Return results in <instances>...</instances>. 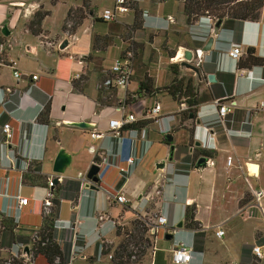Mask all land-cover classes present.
<instances>
[{
  "label": "crops",
  "instance_id": "0c3cea01",
  "mask_svg": "<svg viewBox=\"0 0 264 264\" xmlns=\"http://www.w3.org/2000/svg\"><path fill=\"white\" fill-rule=\"evenodd\" d=\"M98 1L89 0L92 12L74 33L67 34L61 30L67 11L80 6L81 0H0V44H5L4 53L0 51V100H5L0 103V218L12 219L16 225L14 233L20 235L41 226L43 215L52 207L46 212L43 205L49 188L22 180L28 168L23 169L22 162L28 166L38 163L48 180L58 178L54 184L59 199L56 219L61 227L56 228V238L69 251V264H108L107 259H94L96 247L102 241L116 244V225L124 226L141 217L153 221L160 214L166 216L167 224L157 231L150 264H173L171 252L178 243L192 247L190 264H250L253 246H259L264 253V218L245 182L248 178L253 186L264 189V69L251 66L250 73L243 72L249 68H237L238 60L230 58L227 51L232 44H240V59L248 50L264 58V4L257 21H243L232 27L221 25L207 32L203 28L207 23L205 16L190 24L186 22L183 0H131V16L123 14L111 22L99 18ZM107 2L113 4L114 0ZM40 6L50 13L41 22V33L33 35L27 24ZM134 7L141 10L143 25L130 38L144 44L141 63L150 64L148 72L155 86L169 81L168 65L177 63L180 74L191 78L197 87L199 105L192 124L191 119L180 123L178 116L167 134H161L157 124L149 120L142 133L149 143L131 167L118 155L115 139L106 133L109 120L120 119L126 113L140 118L154 104L160 105L162 113L177 109V103L162 93L141 97L134 106L122 110L121 100L126 92H136V80L131 81L126 92L116 91L115 103L98 100L94 62L109 73L125 41L113 37L120 27L127 31L124 26L132 23ZM167 17L172 21H166ZM5 27L7 34L2 33ZM94 35L108 38L104 51H93ZM71 36L77 39L73 42ZM210 36L214 38L211 49L201 52L199 48ZM64 40L67 43L60 48ZM185 51L192 52L191 61L184 60ZM169 52L174 57L169 58ZM151 53L156 57L153 63L148 62ZM13 70L20 73L18 78ZM89 70L90 77L86 76ZM75 74L80 76L76 78ZM211 74L214 81L207 78ZM33 75L37 77L33 79ZM83 76L87 80L82 89H75L74 82ZM215 100H234L236 107L224 123L212 124L210 134L205 135L204 121L213 117ZM47 101L48 123H40L38 119ZM4 123L12 130L6 144L1 131ZM74 123H85V127ZM96 131L108 135L91 138L90 133ZM166 135L172 136L170 143L163 142ZM188 141L195 146L205 142L211 147L198 149L208 154L213 165L191 166L190 147L187 152L182 149ZM171 144L175 149L169 161ZM60 149L70 161L63 172L55 173L53 165ZM103 150L113 164L92 189L84 180L85 174L95 151ZM227 158L233 159L231 166H227ZM160 163H164L162 168L157 167ZM117 192L126 197L127 203H117L109 196ZM21 198L27 199L26 204H20ZM189 205H195V220L204 232L200 251L193 249V232L183 226L185 207ZM99 216L103 219L98 220ZM219 228L224 231L221 237L215 235ZM167 232H172L173 238L166 239ZM24 264L47 263L38 256L33 263L26 259Z\"/></svg>",
  "mask_w": 264,
  "mask_h": 264
},
{
  "label": "trees",
  "instance_id": "16d2710c",
  "mask_svg": "<svg viewBox=\"0 0 264 264\" xmlns=\"http://www.w3.org/2000/svg\"><path fill=\"white\" fill-rule=\"evenodd\" d=\"M81 5L78 7H71L68 9L66 17L61 26L64 33L72 34L80 26L82 21L92 12L89 0H81ZM264 0H183V13L186 17L187 23H193L201 16H209L212 19L221 21L224 27H232L236 23L243 21H257L261 16V8L263 7ZM49 10H44L42 6L34 12L32 19L28 22L27 28L33 35L41 33V22L48 16ZM143 17L142 12L134 7L133 21L130 25L124 26L128 34L142 28ZM134 51L128 49L127 52H132L133 58L135 57L136 48H140L141 44L132 42ZM108 45V38L106 36L94 35L93 36V51H104V47ZM142 46V45H141ZM140 55V53H139ZM92 57V56H89ZM139 58L140 57L136 56ZM168 57H174L173 52L168 53ZM136 58V59H137ZM92 59V58H91ZM94 69L98 73V100L103 104H111L117 101L116 91L111 88H105L103 81L107 78L109 73H104L98 66V62H94ZM251 66H263L264 58L254 54L253 51L248 50L246 55L238 60L237 68L244 69ZM170 73L169 81L161 86L156 87L154 79L150 76L146 66H134L132 69V77L135 74L137 82V90L135 93H125L123 104L126 106H134L141 97H154L158 94L165 93L176 103L184 101L188 108L179 114V122L183 123L189 119V115L195 116L197 107L199 105V97L197 87L193 80L189 77L182 76L179 71L177 63H170L168 65ZM87 80L86 76L80 77L74 82L75 89H82V86ZM49 101L44 106V111L39 117L40 123H48ZM149 122V120H139L128 127L141 129ZM191 124L193 119L190 120ZM191 133V128H188ZM164 143H168L163 138ZM192 142L188 141L187 144H182L183 151L187 152ZM201 156L208 157L204 150L194 148L191 155L190 165L192 166L195 160ZM23 182L37 184L48 187V178L44 176L39 168L38 163H32L28 166L27 170L23 173ZM123 180L120 181L122 183ZM119 183V184H120ZM78 188L80 182L76 183ZM53 197L51 198L52 207L48 214L43 215L41 226L36 230L34 237L30 234H16L14 233L15 223L10 218H0V264H24L26 259L11 255L10 250L14 244L21 243L24 247H28L30 257L29 262L33 263L35 258L42 256L47 264H68L70 254L69 251L61 247L57 242L56 229L54 228V221L57 218V208L59 199L56 186L49 187ZM245 200V199H244ZM242 200V202H244ZM195 205L185 207L183 226L192 231L194 235L193 249L200 251L203 247L204 232L198 221L195 220ZM149 221L146 217H141L132 220L124 226H115L116 244H108L104 241L97 244L96 251L100 244L102 245V255L111 253V259L108 264H143L150 260V252L152 249V241L150 239ZM80 244V243H79ZM244 252V250H243ZM2 255L7 256V259H2ZM96 256L94 257V259Z\"/></svg>",
  "mask_w": 264,
  "mask_h": 264
},
{
  "label": "built area",
  "instance_id": "2783aa9c",
  "mask_svg": "<svg viewBox=\"0 0 264 264\" xmlns=\"http://www.w3.org/2000/svg\"><path fill=\"white\" fill-rule=\"evenodd\" d=\"M132 10L131 4L128 2V0H114L112 7H106L104 8L99 18L104 22H111L115 21L119 18V16L129 12ZM146 15V13H143V16ZM207 23L206 26L203 27L207 32L211 31V29L214 27L215 20L212 19L209 16H205ZM166 21H172L170 17L166 18ZM45 39V38H42ZM77 38L75 36H71V40L74 42ZM41 44H43L41 42ZM44 44L51 45L49 41H44ZM5 47V44H0V51H3ZM242 48L240 44H232L230 49L227 51V55L234 59L239 60L242 56ZM131 59L132 54L130 52H127L125 56L117 57L113 60L110 68H109V75L107 78L103 81V86L105 88H111L115 91L121 90L126 92L127 88L130 86V83L132 81V71H131ZM15 62H12V67L14 68ZM198 65V63H197ZM261 69H264L263 66H258ZM252 71V68L246 69L243 72L250 73ZM13 75L15 78H18L20 76V73L17 70H13ZM80 74H75V77L78 78ZM37 76L33 75L32 78L35 79ZM125 98V96H124ZM122 98L120 103V108L124 110L126 108V105L123 104ZM1 102H5V100H0ZM213 106L215 107V113L213 117L209 118L208 120L204 121V128L206 130L205 135H209L210 131L209 128L214 123H224L227 120L228 114L236 107V102L234 100H229L225 103H220L218 100H215L213 103ZM263 105V104H262ZM188 108L187 104L184 101H181L177 103V109L175 112L171 113H162L161 107L159 104H154L150 107H147L140 118H137L133 113H126L123 117L120 119H110L108 122V130L106 133L110 134L112 138L115 139V142L119 145V154L121 157L123 156L126 162L133 167L138 160L142 157L146 146L148 145L149 141L147 139L143 138V130L146 126H144L141 129L137 128H130L129 125L139 121V120H152L154 121L157 126L158 130L161 134H167L172 130V124L176 121V118L179 116V114L183 111H186ZM190 120V119H188ZM1 131L4 134L5 141L4 143H8L10 138L12 137V130L8 123H4L1 125ZM102 132H91L90 137L93 139H100L103 138L105 135H108ZM202 148V149H210L205 142H200L198 146H195L194 144L190 147V155H192L193 149ZM94 152V150H92ZM14 156V155H13ZM197 160V159H196ZM195 160V161H196ZM240 163V162H239ZM92 164L96 165L98 167V172L96 176L99 178L102 177L105 170L113 164V161L111 160L110 156L106 153L105 150H103L102 153H98L95 151V156L93 158ZM206 164L213 165V162L208 159L206 161ZM227 166H231L233 164L232 158H227L226 160ZM246 165V164H245ZM247 166V165H246ZM23 169H26L28 167L27 162H22ZM238 167L241 168V164H238ZM82 175L79 174V177ZM85 180V178H84ZM245 182L248 188V191L250 192L252 198L257 203L260 212L264 218V206L262 205V202L264 200V189L263 188H257L251 184V182L248 180V178H245ZM54 183L52 180L48 181V188L53 186ZM112 199H114L117 203L125 204L127 203L126 197L117 192L116 194L109 195ZM53 197V194H51L50 190L48 191V194L46 198L43 200V205L46 210V212H49V208L52 206L51 198ZM27 199L21 198L20 204H26ZM103 216H99L98 220H102ZM149 235L152 243H155L157 240V231L160 227H164L167 224V218L165 215H158L155 220L149 221ZM60 221L58 219H55L54 221V228H60ZM36 233V230H33L31 232L30 237H34ZM224 234V231L222 229H217L215 231V235L217 237H221ZM31 244H29L30 246ZM29 246L24 247L21 243L14 244L10 250L11 255L16 257H22L24 259H29L30 253H29ZM27 248V250H25ZM80 247L77 246V249ZM102 245L100 244L96 259H111V253L107 255H102ZM252 252L254 255L258 257H262V251L259 246H253ZM192 247L188 246L184 243H178L175 245V247L172 249L171 252V262L173 264H190L192 260ZM69 264V263H68ZM150 264V263H149Z\"/></svg>",
  "mask_w": 264,
  "mask_h": 264
},
{
  "label": "water",
  "instance_id": "95a60500",
  "mask_svg": "<svg viewBox=\"0 0 264 264\" xmlns=\"http://www.w3.org/2000/svg\"><path fill=\"white\" fill-rule=\"evenodd\" d=\"M220 26H221L220 20L215 22V24H214L215 28H219ZM5 30H6V27L2 30L3 34H7V32ZM213 41H214L213 36L208 37L205 44L201 48H199L201 50V52L209 51L211 49ZM66 43H67L66 40H64V42H62L60 48H63L66 45ZM27 50L34 51V48L33 47H27ZM183 58L185 61H191L193 58L192 52L191 51H185L183 53ZM186 66H188V67H190L196 71V68H194L191 64H186ZM207 78L209 81H214V76L212 74L208 75ZM193 117H194L193 114L189 115V119H193ZM74 125L78 126V127H85V123H74ZM165 138H166L168 143H170L173 139L171 135H166ZM197 145H198V143H197ZM174 149H175L174 144H171L169 146V155H168L169 161H171L173 159ZM207 160H208V158L204 157V156L197 158V160L194 162V167L195 168L204 167L206 165ZM69 161H70V159L65 154L64 150L60 149L58 154H57V157L54 161L53 172H55V173L63 172L64 167L69 163ZM163 166H164V163L157 164L158 168H162ZM254 168H255V166H254ZM97 172H98V167L96 165L92 164L85 174V179L88 181V183L90 184L89 186L92 189L96 188L95 184L99 181L98 177L96 176ZM57 180H58V178L54 177L52 179V182L55 184V183H57ZM180 226H181V223L178 224V227H180ZM173 235L174 234L172 232H167L165 235V238L171 239V238H173ZM25 250H27V248H25Z\"/></svg>",
  "mask_w": 264,
  "mask_h": 264
},
{
  "label": "rangeland",
  "instance_id": "374dc122",
  "mask_svg": "<svg viewBox=\"0 0 264 264\" xmlns=\"http://www.w3.org/2000/svg\"><path fill=\"white\" fill-rule=\"evenodd\" d=\"M107 1H109V0H105L104 2H102V0H100V1H98V4H97V10H96V12L97 11H102L103 9H104V7H112V5L113 4H111V2H107ZM128 2L131 4V6H133V4H132V1L131 0H128ZM106 4V6H104ZM126 16H128V17H130L131 15H130V13L128 12V13H125L124 14V16L123 17H126ZM114 27V26H113ZM111 28V27H110ZM115 28H117V27H115ZM119 30L117 31V36H114L113 37V39H115L116 40V38H118V40H119V42L121 41L120 40V38L121 39H123V40H125L124 41V43H122V45H123V48H122V50H121V52H119V54L116 56V57H120V56H125L126 55V53H127V51H128V49H132L133 51H134V49H135V46L133 47V44H132V42H135V41H133L130 37H131V35H129L126 31L124 32V30L122 29V27H120V28H118ZM111 34V33H110ZM128 34V35H127ZM141 35V33H138V36H140ZM113 36V35H112ZM136 44H141L140 45V48H136V51H135V57L133 58V54H132V52H130L131 54H132V59H131V71H132V69H133V67L134 66H146V68L147 69H149V67H150V64H148L147 65V63L145 64V63H141V59H140V62H139V58H137L136 56H138V57H141V54L143 53V45L144 44H142V43H139V42H135ZM8 48V47H7ZM4 49H5V47H4ZM3 49V52H2V54L4 53V50ZM139 53H140V55H139ZM1 54V55H2ZM137 58V59H136ZM155 53H151L150 54V56H149V59H148V62L149 63H153V61L155 62ZM100 64L102 65V59L100 58ZM91 67H90V70L92 69V64L90 65ZM88 71L87 72V74H86V76H89L90 77V74L88 75V73L89 72H91V71ZM132 80H134L135 81V74L133 75V77H132ZM96 87L98 88V87H100V84L99 83H96ZM150 256V255H149ZM2 259L4 260V259H7V256H5V255H2ZM149 260L148 261H146V262H144L143 264H149ZM250 264H264V253L262 252V257H258V256H256V255H253L252 257H251V259H250V262H249Z\"/></svg>",
  "mask_w": 264,
  "mask_h": 264
},
{
  "label": "clouds",
  "instance_id": "9594fccd",
  "mask_svg": "<svg viewBox=\"0 0 264 264\" xmlns=\"http://www.w3.org/2000/svg\"><path fill=\"white\" fill-rule=\"evenodd\" d=\"M192 120V119H191ZM193 120H195V116L193 117Z\"/></svg>",
  "mask_w": 264,
  "mask_h": 264
}]
</instances>
